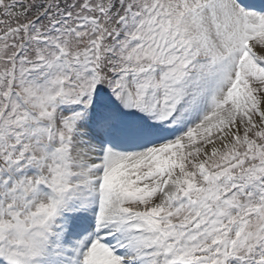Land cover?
Returning a JSON list of instances; mask_svg holds the SVG:
<instances>
[{
	"label": "snow or ice",
	"instance_id": "6c2138e0",
	"mask_svg": "<svg viewBox=\"0 0 264 264\" xmlns=\"http://www.w3.org/2000/svg\"><path fill=\"white\" fill-rule=\"evenodd\" d=\"M0 264H264V0H0Z\"/></svg>",
	"mask_w": 264,
	"mask_h": 264
}]
</instances>
